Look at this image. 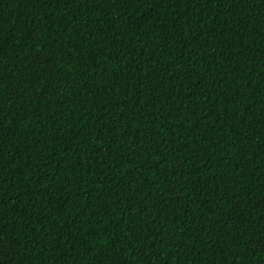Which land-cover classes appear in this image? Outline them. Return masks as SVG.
Listing matches in <instances>:
<instances>
[{
    "label": "trees",
    "instance_id": "16d2710c",
    "mask_svg": "<svg viewBox=\"0 0 264 264\" xmlns=\"http://www.w3.org/2000/svg\"><path fill=\"white\" fill-rule=\"evenodd\" d=\"M0 264H264V0H0Z\"/></svg>",
    "mask_w": 264,
    "mask_h": 264
}]
</instances>
